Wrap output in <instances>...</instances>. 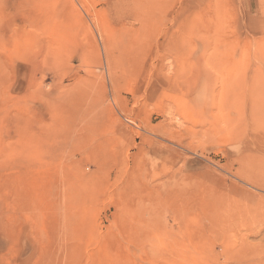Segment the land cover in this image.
<instances>
[{"label": "rangeland", "instance_id": "obj_1", "mask_svg": "<svg viewBox=\"0 0 264 264\" xmlns=\"http://www.w3.org/2000/svg\"><path fill=\"white\" fill-rule=\"evenodd\" d=\"M0 264H264V0H0Z\"/></svg>", "mask_w": 264, "mask_h": 264}, {"label": "bare ground", "instance_id": "obj_2", "mask_svg": "<svg viewBox=\"0 0 264 264\" xmlns=\"http://www.w3.org/2000/svg\"><path fill=\"white\" fill-rule=\"evenodd\" d=\"M251 94H253V93H251ZM253 102V101H252ZM255 106V105H254Z\"/></svg>", "mask_w": 264, "mask_h": 264}]
</instances>
